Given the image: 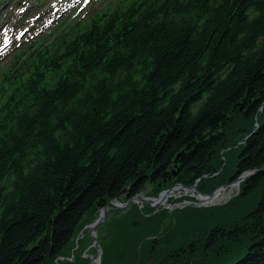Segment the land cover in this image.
Listing matches in <instances>:
<instances>
[{
  "label": "trees",
  "instance_id": "obj_1",
  "mask_svg": "<svg viewBox=\"0 0 264 264\" xmlns=\"http://www.w3.org/2000/svg\"><path fill=\"white\" fill-rule=\"evenodd\" d=\"M239 140L231 169L226 152L213 177ZM263 168L264 0H120L34 46L0 78V264L62 257L95 209L145 181L168 189L174 169L175 183L207 175L200 187H218ZM239 193L227 206L175 216L189 217L173 220L175 234L209 224L203 231L221 236L203 251L192 242L187 263L235 254L245 237L234 264H264V169ZM142 217L145 240L127 262L144 248L167 264L157 256L178 246L158 245L156 222Z\"/></svg>",
  "mask_w": 264,
  "mask_h": 264
},
{
  "label": "rangeland",
  "instance_id": "obj_2",
  "mask_svg": "<svg viewBox=\"0 0 264 264\" xmlns=\"http://www.w3.org/2000/svg\"><path fill=\"white\" fill-rule=\"evenodd\" d=\"M262 112V108L259 109V113ZM233 117L230 119L232 120ZM258 119L254 120L253 123V129H256V126L258 125ZM257 123V125H256ZM255 131V130H253ZM237 142V141H236ZM235 141L232 142L233 146L232 149H226L220 153L219 161H220V167L217 169L216 174L214 176H218L221 172H223V167L227 164L228 157L224 155L226 152H232L234 153L233 161L230 165H228L225 169V171H228L232 167V163L235 161L236 158V147L240 146L242 144V141L239 140L238 143ZM235 144H237L235 146ZM222 161V163H221ZM177 167V164H174V168ZM174 173H176L175 169L173 170ZM233 171V170H232ZM227 177V172L223 175ZM186 177H188L186 175ZM208 177L203 175L200 178L193 179V182L189 186H184L180 183H175V174H172V177H170L168 186L165 188V190H160V188L157 187V184L149 183L148 181H145L144 186L142 189L135 195L132 196L131 192L129 196L121 195L120 198L116 201V206H110L107 210L106 216L104 221L97 227L95 231V236L97 239V248L100 250V264H112V261L109 260L110 255L113 256V248H114V240L112 241L110 235L117 230L118 235L122 233L123 229L128 228L129 223L127 220L132 221L136 220V217L134 215H143L148 218H151L153 215H159L163 214V218L160 222L156 223L154 227L158 230V236L156 238L157 244H161L163 240L166 238L169 239L168 244L172 245L175 244L174 248L178 252L180 251L179 248L182 246L186 247L187 243H191V240L198 241V247L199 251L205 250L202 246L205 242H212L215 238L218 240H221V236L217 237L219 233H214L212 237L210 238L211 234H208L209 232L203 231V228L209 224H202L199 227V230H196L194 227V231L191 229L188 230H181L179 233L174 234L171 236L168 231V227L172 228V222L176 219V215H183L188 212L189 209L190 212H195V210L203 211L205 209L212 210V208L217 207H223L227 206L228 204L232 203L235 198L239 196L240 192V186L241 183L244 182V179H241L242 177H238V179L234 182H227L222 184L221 186H214V183H210L205 187H200L201 179L204 180ZM185 179V178H184ZM214 179V178H213ZM175 183V184H174ZM171 185V186H170ZM176 185H181L183 187H186V190H177L176 192L172 193L165 202H160L158 204H154L153 202L158 199V197L162 194V192L170 190L171 188H174ZM222 186H225L221 188ZM193 189V191H189V189ZM221 188V189H219ZM219 189V190H217ZM223 191V193L227 196L230 191L232 190V194L229 195L227 198L221 200L220 202L215 203H200L201 201L198 200L197 195H210L213 191ZM158 191V192H157ZM194 192V193H193ZM197 193V195H195ZM212 197V196H211ZM100 213V208L95 209L92 213H90L87 217L84 223L80 226L76 237L70 244L69 248L65 251L64 255L62 257H58L57 259L48 262V264H89L90 263V257L96 255V249L93 246V240L91 237V228L89 225H91L97 218ZM126 217V218H125ZM121 218V219H120ZM124 220L126 222L121 223L119 220ZM178 232V231H177ZM176 233V230H175ZM171 236V239L169 238ZM159 238H161L159 240ZM151 239V238H148ZM225 243H228V241H224ZM120 243V240H119ZM129 244L131 242L128 241ZM250 243V240L243 237L240 238L238 241V244H235V248L233 250V253L237 251L235 254H223L222 258H219V256H214L213 254L206 253L205 261L206 264H234L237 260L241 259L243 255L245 254L246 246ZM164 249V248H163ZM175 249V250H176ZM107 250V251H105ZM138 249H136V252ZM170 252V251H169ZM169 252L167 253L169 255ZM178 252L173 255H170L171 257H168L166 252L164 254L158 255L156 258V261L161 260L163 257L164 260L167 262V264H191L187 263L190 260V255L193 254V246L191 245L189 247L188 258L184 260V263L178 262L180 259H178ZM171 253V252H170ZM184 254H180L179 257L183 256ZM146 253H138L136 258H139V262H135V264H154L155 259L153 257H148ZM96 258V257H95ZM203 260H201L202 262ZM198 263V264H201ZM98 264V263H97ZM114 264V262H113ZM126 264H129V262L126 261ZM157 264V263H156ZM165 264V263H163Z\"/></svg>",
  "mask_w": 264,
  "mask_h": 264
},
{
  "label": "bare ground",
  "instance_id": "obj_3",
  "mask_svg": "<svg viewBox=\"0 0 264 264\" xmlns=\"http://www.w3.org/2000/svg\"><path fill=\"white\" fill-rule=\"evenodd\" d=\"M231 194H232V190L230 191V193L227 196L223 193V191L220 190V191L216 192L215 194H213L212 197H210L207 200L204 198H200V199L198 198V199L201 201L200 203H202V204L215 203V202H220L221 200L227 198ZM195 195H197V193ZM168 197L169 196L165 197L164 200H167ZM134 217H136V220H132V221L127 220V222L129 223V226H128V228L123 229L120 236L118 235L117 230L114 231L110 235L111 239L114 240V248H113V256H112L114 264H126V261L128 259V256H129L130 248L132 250V247L135 243L141 245L145 240V239H143V240L141 239L143 236V232L145 231L144 226H143V222H142L143 217H142V215H139V216L134 215ZM146 218H148V217H146ZM162 218H163V215H153L150 219L151 224L155 223V222L156 223L160 222L162 220ZM119 221L121 223L126 222L124 220V218H123V220H119ZM174 222H176L178 224H183L185 222L188 225L189 224V217L187 216L186 218H184V217L176 218L174 220ZM168 231H169V234L171 236H173L175 234L174 227H172V228L168 227ZM128 236H131V239H132L131 244L128 243ZM119 240H120V243H119ZM165 242H167V244H168V240H166ZM192 242L194 243L196 241L192 239ZM172 245H174V244H172ZM196 245H197V243H196ZM143 249L140 248V250H139V248H138V250L140 252L142 251V253L144 251ZM197 250H198V248H197ZM186 253L187 252H184V254H186ZM173 259H174V257H173ZM93 264H97L96 261Z\"/></svg>",
  "mask_w": 264,
  "mask_h": 264
},
{
  "label": "water",
  "instance_id": "obj_4",
  "mask_svg": "<svg viewBox=\"0 0 264 264\" xmlns=\"http://www.w3.org/2000/svg\"><path fill=\"white\" fill-rule=\"evenodd\" d=\"M256 125H257V123H256ZM258 128V125L256 126V129ZM255 129V130H256ZM255 133V131H253L250 135H248L246 138H245V140L244 141H246L247 139H249L253 134ZM182 156V154L181 155H178V157H177V159H179L180 157ZM177 159H175V161H174V163H176V161H177ZM264 169V168H263ZM263 169H261V170H256V171H250V172H246V173H244V174H242L240 177H242L241 179H247V178H249V177H252V176H254V175H256L257 173H259V172H261ZM235 173H237V171L235 172ZM175 173H173V175H174ZM239 177V178H240ZM223 187H225V186H222L221 188H223ZM221 188H219V189H221ZM186 190V187H183V186H181V185H176L174 188H171L170 190H167V191H164V192H162V194L158 197V199H156L153 203L154 204H158V203H160V202H165L166 200H164V198L165 197H167V196H170L172 193H174V192H176L177 190ZM219 189H217V190H219ZM217 190H215V191H213L210 195H201V194H199V195H197V197L200 199V198H204V199H209L213 194H215L216 193V191ZM128 191V188L127 189H125L124 191H122V193H121V195H124L126 192ZM189 191H193V189H189ZM120 195V196H121ZM119 196V197H120ZM198 199V200H199ZM118 199L117 198H115V199H113V200H111V201H109V202H107L102 208H100V213H99V215H98V218L91 224V225H89V227L91 228V237H92V240H93V246L95 247V249H96V255L95 256H91L89 259H90V263L89 264H93L95 261H96V263H98V264H100V250L97 248V239H96V236H95V231H96V229H97V227L104 221V219H105V216H106V213H107V210L109 209V207L110 206H116V201H117ZM96 257V258H95Z\"/></svg>",
  "mask_w": 264,
  "mask_h": 264
},
{
  "label": "flooded vegetation",
  "instance_id": "obj_5",
  "mask_svg": "<svg viewBox=\"0 0 264 264\" xmlns=\"http://www.w3.org/2000/svg\"><path fill=\"white\" fill-rule=\"evenodd\" d=\"M132 191V189H128V191L125 193L126 196H129L130 192ZM192 243V240H191ZM191 246L190 243L186 244V247L182 246L181 248H179L180 252L178 253V259H180L178 262H182L184 263V260L188 258V253L184 254V252H187L189 250V247ZM180 254H184L183 256L179 257ZM175 257V256H173Z\"/></svg>",
  "mask_w": 264,
  "mask_h": 264
}]
</instances>
